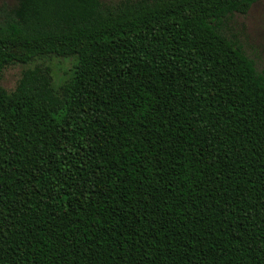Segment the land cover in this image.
Returning a JSON list of instances; mask_svg holds the SVG:
<instances>
[{
	"label": "trees",
	"instance_id": "trees-1",
	"mask_svg": "<svg viewBox=\"0 0 264 264\" xmlns=\"http://www.w3.org/2000/svg\"><path fill=\"white\" fill-rule=\"evenodd\" d=\"M262 0L0 9V264H264V70L227 33ZM69 59V60H68Z\"/></svg>",
	"mask_w": 264,
	"mask_h": 264
},
{
	"label": "rangeland",
	"instance_id": "rangeland-1",
	"mask_svg": "<svg viewBox=\"0 0 264 264\" xmlns=\"http://www.w3.org/2000/svg\"><path fill=\"white\" fill-rule=\"evenodd\" d=\"M100 1L105 4H115L123 0ZM14 5L15 0H0V9L10 10ZM227 33L242 45L246 54L255 61L258 68L264 70V0L255 3L247 15H235L230 19L227 22ZM35 65L48 66L52 72L53 84L58 86L68 79L72 63L66 59L52 58L36 61L29 65H10L3 70L0 85L7 92L13 91L22 72L27 68H33Z\"/></svg>",
	"mask_w": 264,
	"mask_h": 264
}]
</instances>
